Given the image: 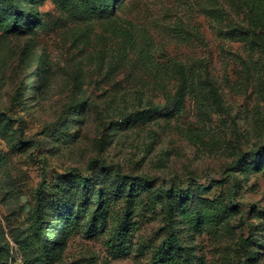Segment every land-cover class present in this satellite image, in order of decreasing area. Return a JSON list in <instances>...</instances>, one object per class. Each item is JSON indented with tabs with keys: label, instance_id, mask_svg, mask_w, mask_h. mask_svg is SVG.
<instances>
[{
	"label": "rangeland",
	"instance_id": "rangeland-1",
	"mask_svg": "<svg viewBox=\"0 0 264 264\" xmlns=\"http://www.w3.org/2000/svg\"><path fill=\"white\" fill-rule=\"evenodd\" d=\"M244 3L0 0L26 17L0 27V264L161 245L264 264V28Z\"/></svg>",
	"mask_w": 264,
	"mask_h": 264
},
{
	"label": "trees",
	"instance_id": "trees-1",
	"mask_svg": "<svg viewBox=\"0 0 264 264\" xmlns=\"http://www.w3.org/2000/svg\"><path fill=\"white\" fill-rule=\"evenodd\" d=\"M244 1H245L244 4H248L247 5L249 8L248 11H249V15H251V21L253 24L252 25L253 28L255 29L264 28V0H244ZM25 18H26L25 12L23 13L18 12L15 15H10L7 12H0V27L4 29H12L15 26H18V24ZM0 116H2L1 112H0ZM65 176L67 175L59 174V178L62 180L65 178ZM72 176H74V178H76L77 180L83 183L88 182V178H86L85 176L81 174H75ZM59 189H60V186H59ZM35 209H38V206ZM41 221L42 220L40 218V215L38 213H34V228L38 234L42 233V227H43L42 223L43 222ZM170 235L172 238H174L173 240L175 241V244L179 245V242H180L179 238L173 235V233H171ZM167 247L168 246L161 245L155 250L152 256V259H153L152 264H165L168 262V259L169 261L172 258L176 259V255L173 253V251H170V249ZM178 248L180 250V245L178 246ZM178 248L175 247L176 250ZM43 253L45 254V250H43Z\"/></svg>",
	"mask_w": 264,
	"mask_h": 264
}]
</instances>
